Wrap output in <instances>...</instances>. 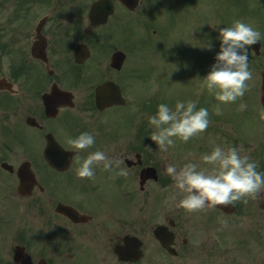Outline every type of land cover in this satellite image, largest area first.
I'll list each match as a JSON object with an SVG mask.
<instances>
[{"label": "flooded vegetation", "instance_id": "1", "mask_svg": "<svg viewBox=\"0 0 264 264\" xmlns=\"http://www.w3.org/2000/svg\"><path fill=\"white\" fill-rule=\"evenodd\" d=\"M236 20L260 32L263 58L264 0H0V206L19 208L15 246L31 264H264V190L197 212L177 207L183 194L165 167L185 158L155 151L153 58L132 56L169 43L200 51ZM109 82L131 102L101 109L97 91ZM84 132L94 145L73 149L67 139ZM96 151L127 176L94 165V178H77ZM20 170L32 174L26 195ZM15 246L0 249V264H16Z\"/></svg>", "mask_w": 264, "mask_h": 264}, {"label": "clouds", "instance_id": "2", "mask_svg": "<svg viewBox=\"0 0 264 264\" xmlns=\"http://www.w3.org/2000/svg\"><path fill=\"white\" fill-rule=\"evenodd\" d=\"M216 29L220 42L219 52L201 86L214 93L217 101L234 103L248 91L247 81L252 79L248 48L260 40L261 34L241 20L234 21L231 27L217 26ZM246 107V104L240 105L241 110ZM208 117V110H197L196 103L192 101L187 104L177 102L175 110L166 104H160L157 113L148 117L149 125L155 129L150 138L162 151H167L169 146L175 144L173 138L187 142L204 132L209 125ZM259 117L264 120V110H261ZM67 143L73 149L85 150L94 145L95 136L84 132L76 138L69 137ZM202 161L214 165L213 170H198L195 163L166 165L165 174L171 177L174 187L183 194V198L177 203L178 208L197 212L218 205H232L264 190V173L258 172L257 163L248 156H241L236 148L225 151L217 146L211 154L203 155ZM121 163L122 161L109 158L103 151H96L90 153L75 168V173L77 178L92 179L95 176L93 166L102 165L106 171L119 168L116 174L127 176V170L120 168Z\"/></svg>", "mask_w": 264, "mask_h": 264}, {"label": "rangeland", "instance_id": "3", "mask_svg": "<svg viewBox=\"0 0 264 264\" xmlns=\"http://www.w3.org/2000/svg\"><path fill=\"white\" fill-rule=\"evenodd\" d=\"M169 20L171 21L170 16ZM177 34L179 35L178 32ZM171 41L176 40L174 38L169 42ZM218 41L217 39V42ZM164 47L165 48L160 47L151 49L154 50L152 55H150V49H137L136 52H132V56L140 57V60H143L144 64L147 58H153L154 69L156 68L158 71V76L156 75L154 80L162 81L164 86H160L159 91H154L156 93L153 95L152 102L157 103V101H159V104L156 108H153L154 111L152 113L147 112L148 117L157 113L155 111H158V106L160 104H167L169 108L175 110V106L173 105H175L176 102L175 104L172 102L177 99H183L185 104L189 101L198 102L201 98V94L198 92L201 91L203 78L210 71L211 65L215 63V56L219 52L220 42H218L216 46L213 45L210 49L203 47V51L196 52V54H194L195 50L193 48H188V46L184 44L183 46H176L169 43L165 44ZM248 53V64L249 70L252 72V79L247 81L248 91L245 92L244 96L238 98L234 103H222L215 99L214 93H210L207 90L208 92L203 98L201 108H206L208 110L213 107V110L220 111L217 113L218 120L212 122L213 124L209 122L208 126H210V133L206 132V134L202 136V139L195 137V139L190 138L187 142H183L176 138L178 145L174 144V146H169L167 151H162L154 142L155 151L159 150L164 154L169 153L171 155L173 152H179V146L182 148L186 146L188 150L187 152H183L185 154V164L195 163L198 166V170H205V168H210L212 165L202 161L203 155L211 154L213 149L217 146L225 151L230 148H236L240 155L241 153L247 154L252 161L257 163V170H260V168L262 169L264 159L261 160V158L264 155V138L260 140L259 128L264 127V120L260 119L259 114L261 110H263L260 97L262 95L261 72L264 70V54L262 59L254 56L251 51ZM165 96L169 99L166 103ZM139 102L140 101H138V103ZM241 104H246L247 107L241 110ZM113 112H111V114ZM123 120L130 121L128 116L127 119L123 117ZM139 120L142 121V117ZM154 130L155 129L152 127V132ZM22 231H24V227L21 222L19 208L9 206L6 200V205L0 206V249L11 250L15 244L18 243L20 237L18 235Z\"/></svg>", "mask_w": 264, "mask_h": 264}, {"label": "water", "instance_id": "4", "mask_svg": "<svg viewBox=\"0 0 264 264\" xmlns=\"http://www.w3.org/2000/svg\"><path fill=\"white\" fill-rule=\"evenodd\" d=\"M119 57H121V56H119ZM109 87H110L109 85H105V86L101 87V89H100L101 90V104L107 105V103H108V102H106L107 100L111 101V103H120L119 102L121 100L120 96L116 97V96H114V94H113V96L107 95V91H108ZM112 101H115V102H112Z\"/></svg>", "mask_w": 264, "mask_h": 264}]
</instances>
